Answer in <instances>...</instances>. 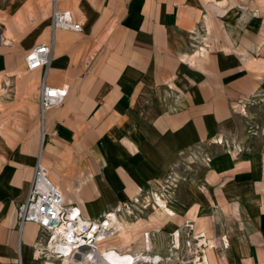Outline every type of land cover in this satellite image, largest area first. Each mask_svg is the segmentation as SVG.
<instances>
[{
	"label": "crops",
	"instance_id": "obj_1",
	"mask_svg": "<svg viewBox=\"0 0 264 264\" xmlns=\"http://www.w3.org/2000/svg\"><path fill=\"white\" fill-rule=\"evenodd\" d=\"M52 6L80 30L52 29ZM39 43L49 63L26 70ZM41 82L67 91L39 116ZM36 161L88 219L185 170L173 214L117 215L98 252L137 253L144 232L162 252L189 220L207 264H264V0H0V264H59L32 259L34 223L13 228Z\"/></svg>",
	"mask_w": 264,
	"mask_h": 264
},
{
	"label": "built area",
	"instance_id": "obj_2",
	"mask_svg": "<svg viewBox=\"0 0 264 264\" xmlns=\"http://www.w3.org/2000/svg\"><path fill=\"white\" fill-rule=\"evenodd\" d=\"M52 1L54 4L55 0ZM50 25L52 29L79 31L81 28L80 22L71 20L69 11L56 10L54 6L50 13ZM195 45L196 42L193 46ZM50 55L49 44L33 45L23 56L25 69L46 67ZM66 91L65 84L48 86L41 82L38 87V115L42 116L44 110L61 104ZM217 143H221V140ZM174 172H169L156 189L146 192L144 198L136 195L129 200L115 203L99 218L88 219L81 215L77 206L63 201L58 188L46 178V169L36 161L26 197L16 206L13 228L19 231L25 222L36 225L35 239L31 246V256L35 261L52 259L57 260L59 264H68L84 254L83 256L92 264L89 255L101 258L104 253L113 252L109 250L98 252L96 243L121 229L117 215L134 217L146 205L160 207L168 212L165 204L169 199V193L177 180L186 176L183 168L178 175ZM142 239L143 248L139 252L114 253L130 256L134 264H207L204 253L208 245L207 240L202 232L193 230V224L189 220H184L169 233L162 252L152 249L148 232L142 234ZM214 239V247L218 249L226 247L224 235L219 234ZM12 264H21L19 253Z\"/></svg>",
	"mask_w": 264,
	"mask_h": 264
},
{
	"label": "bare ground",
	"instance_id": "obj_3",
	"mask_svg": "<svg viewBox=\"0 0 264 264\" xmlns=\"http://www.w3.org/2000/svg\"><path fill=\"white\" fill-rule=\"evenodd\" d=\"M89 259L93 262L92 264H134L132 263L130 256H120L114 252L104 253L101 258H97L98 260L95 256L89 255Z\"/></svg>",
	"mask_w": 264,
	"mask_h": 264
},
{
	"label": "rangeland",
	"instance_id": "obj_4",
	"mask_svg": "<svg viewBox=\"0 0 264 264\" xmlns=\"http://www.w3.org/2000/svg\"><path fill=\"white\" fill-rule=\"evenodd\" d=\"M64 99H65V98H64ZM64 99H63V100H64ZM62 102H63V101H62ZM235 112H236V113H239V112H240L241 114H243V112H241L240 110H236ZM216 144H217V143H216ZM218 145H220V144H218ZM182 179H184V178H182ZM172 192H173V190L170 191V193H169V195H170V196H169V199H170V197H171V195H172ZM146 206H148V205H146ZM165 207H168V203L165 204ZM144 208H145V207H144ZM156 208H157V207H156ZM157 209L162 210V211H163L165 214H167V215H169V214H170V215L173 214L172 212L168 213V212L164 211V210H163L162 208H160V207H158Z\"/></svg>",
	"mask_w": 264,
	"mask_h": 264
}]
</instances>
